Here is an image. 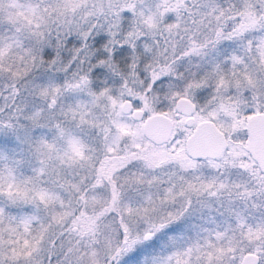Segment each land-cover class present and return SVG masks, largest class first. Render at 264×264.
<instances>
[{"label": "snow or ice", "instance_id": "obj_1", "mask_svg": "<svg viewBox=\"0 0 264 264\" xmlns=\"http://www.w3.org/2000/svg\"><path fill=\"white\" fill-rule=\"evenodd\" d=\"M0 264H264V0H0Z\"/></svg>", "mask_w": 264, "mask_h": 264}]
</instances>
